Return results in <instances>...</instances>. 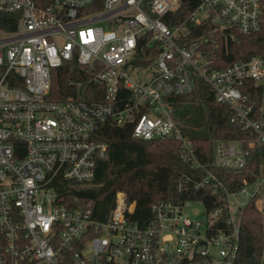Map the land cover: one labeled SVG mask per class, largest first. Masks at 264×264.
I'll use <instances>...</instances> for the list:
<instances>
[{
    "label": "built area",
    "instance_id": "1",
    "mask_svg": "<svg viewBox=\"0 0 264 264\" xmlns=\"http://www.w3.org/2000/svg\"><path fill=\"white\" fill-rule=\"evenodd\" d=\"M183 2L0 0V14L17 16L13 30L0 29V264H237L244 208L255 199L264 215V178L230 191L212 169H242L250 148L264 143V116H255L243 92L248 82H264V57L217 69L214 35L180 43L189 24L207 21L244 36L261 31L264 0H198L169 27L164 18ZM58 68L78 76L70 82L75 98L49 97ZM196 78L230 106L233 122L258 136L217 142L210 164L182 133L171 101L193 92ZM108 125L134 126L136 140L180 141L191 173L177 179L178 191H208L225 206L158 200L140 222L131 217L135 204L118 192L101 221L79 198L68 200V191L95 181L108 157L109 143L99 137ZM238 194L246 201L232 202ZM187 202L201 203L205 218H191Z\"/></svg>",
    "mask_w": 264,
    "mask_h": 264
},
{
    "label": "trees",
    "instance_id": "2",
    "mask_svg": "<svg viewBox=\"0 0 264 264\" xmlns=\"http://www.w3.org/2000/svg\"><path fill=\"white\" fill-rule=\"evenodd\" d=\"M197 5L198 0H184L173 16H166L164 21L173 28L185 21ZM16 17L1 13L0 29L13 30ZM189 28L191 34L181 41L182 45L204 36L214 35L217 38L219 49L213 68L222 69L254 55L264 57V22L261 31L248 36L231 28L218 31L212 21L199 26L189 24ZM74 79L79 80L78 76L69 74L65 68L55 69L49 97L54 100L75 98L78 91L70 86ZM243 92L256 112L255 116L259 117L261 113L264 116V82H248ZM171 101L178 126L192 141L199 159L205 164L212 162L215 144L219 141L258 138L241 124L232 121L233 110L229 105L216 101L212 89L202 78H196L193 92L175 96ZM133 127L108 125L100 132V139L109 143L108 157L98 164L95 181L68 191V200L79 198L80 203L91 209L94 217L101 221L106 220L114 208L118 192L125 194L128 203L135 204L131 217L140 222L151 217V207L158 200L200 199L208 210L225 206L223 199L212 196L208 191L190 196L178 191L177 179L183 173H191L190 167L180 158V141L136 140L132 137ZM250 151L248 162L242 169H212L230 191L240 190L245 181L252 184L264 178V143L254 144ZM262 194L264 196V183ZM255 202V199L250 201L243 210L237 264H264V215Z\"/></svg>",
    "mask_w": 264,
    "mask_h": 264
},
{
    "label": "rangeland",
    "instance_id": "3",
    "mask_svg": "<svg viewBox=\"0 0 264 264\" xmlns=\"http://www.w3.org/2000/svg\"><path fill=\"white\" fill-rule=\"evenodd\" d=\"M255 187H256V185L249 187L248 191L250 193H254ZM231 199H232V202H234L236 199H240L241 202L246 201L244 199V197L240 196L239 194L236 195V197H232ZM185 210H186L187 214L195 220H203L205 218V215H206L204 206L198 202H187L186 206H185Z\"/></svg>",
    "mask_w": 264,
    "mask_h": 264
}]
</instances>
